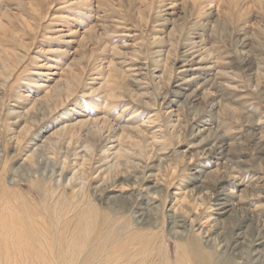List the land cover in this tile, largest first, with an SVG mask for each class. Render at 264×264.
I'll return each instance as SVG.
<instances>
[{"label":"rangeland","instance_id":"obj_1","mask_svg":"<svg viewBox=\"0 0 264 264\" xmlns=\"http://www.w3.org/2000/svg\"><path fill=\"white\" fill-rule=\"evenodd\" d=\"M0 264H264V0H0Z\"/></svg>","mask_w":264,"mask_h":264},{"label":"bare ground","instance_id":"obj_2","mask_svg":"<svg viewBox=\"0 0 264 264\" xmlns=\"http://www.w3.org/2000/svg\"><path fill=\"white\" fill-rule=\"evenodd\" d=\"M194 236H195L194 234L191 235V237H194Z\"/></svg>","mask_w":264,"mask_h":264}]
</instances>
